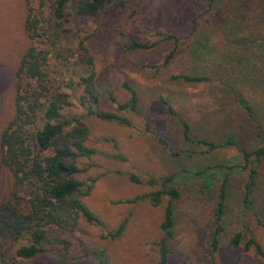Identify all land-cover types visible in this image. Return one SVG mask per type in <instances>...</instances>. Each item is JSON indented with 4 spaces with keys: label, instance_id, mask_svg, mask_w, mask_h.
Instances as JSON below:
<instances>
[{
    "label": "rangeland",
    "instance_id": "374dc122",
    "mask_svg": "<svg viewBox=\"0 0 264 264\" xmlns=\"http://www.w3.org/2000/svg\"><path fill=\"white\" fill-rule=\"evenodd\" d=\"M76 2L70 0L67 10H71ZM121 3L124 6H120ZM48 6H51L50 0L43 8L47 18L50 17ZM23 8L25 0H0V133L14 115V71L31 45L24 29ZM105 12L100 24L75 22L69 45L74 49L79 39L88 37L86 43L94 56L100 108L127 118L132 126L124 127L86 116L76 94L64 83L68 79L77 80L87 70L70 64L72 60L65 52V41L55 48L47 47L51 55L48 71L61 91L70 95L72 106L63 113L82 117L89 131L87 146L95 151L90 157L79 159V167L87 170L76 179L90 185L89 194L83 201L98 217L100 225L80 219L75 233L66 235L71 249L69 253H62L64 260H60L58 251L53 250L29 264H86L81 258V243L90 250H102L108 258L106 264H150L157 259L155 243L161 237L159 225L167 202L154 207L148 200L135 204L128 201L158 188V185L149 186L148 179H161L181 168L193 172L203 165L201 160L194 158L171 157L145 131L147 121L153 130L169 140L179 135L176 121L167 117L156 103L158 97L169 98L183 118L201 129V135L207 134L206 127L216 132L220 129L221 135L243 130L245 135L237 134V143L243 142L241 137H244L249 147L264 145L251 134L252 126L240 110L232 104L222 105L224 99L213 90L214 87L186 86L169 80L170 75L180 73L210 75L207 69L219 66V70L247 96L264 129V0H216L212 6L200 0H108ZM123 34L146 45L158 44L147 50L127 52ZM160 34H171L180 39L175 58L166 66L163 62L171 44L159 42ZM200 40L205 43V49L199 53L206 55L203 59L192 56V49H199ZM124 80L137 91V115L118 111L109 99L111 94L118 103L128 100V94L121 86ZM226 108L236 112L237 125L222 120L221 114ZM242 162L235 149L219 150L207 161V164L233 167L228 181L227 208L221 221L224 230L214 259L208 243L213 231L214 191L211 190L210 196L200 198L197 192L201 187L194 173L178 177L175 186L181 197L173 202L175 226L174 236L169 241L172 252L169 264H181L179 256L189 264H264V158L256 164L257 178L250 195L257 216L242 201L246 182V171L239 169ZM225 171L224 168L211 171L214 187ZM130 174L141 182L130 181ZM9 183V175L0 165V205L5 202ZM123 221L126 226L121 237L110 240L108 234ZM236 232L242 234L241 247L233 249L230 240ZM250 236L259 245L261 254L254 245L243 251Z\"/></svg>",
    "mask_w": 264,
    "mask_h": 264
},
{
    "label": "trees",
    "instance_id": "16d2710c",
    "mask_svg": "<svg viewBox=\"0 0 264 264\" xmlns=\"http://www.w3.org/2000/svg\"><path fill=\"white\" fill-rule=\"evenodd\" d=\"M50 1L49 18L45 17L43 11L48 5V0H25V8H23L24 29L31 45L21 56L14 71V115L0 133V165L10 177L5 202L0 205V264H29L30 261L38 260L48 251L53 250L58 251L60 260H64L62 253H69L71 249V243L66 235L75 233L80 219L91 225H100L98 217L83 201V198L89 194L90 185L76 179L78 174L87 170L86 167H79V159L90 157L95 151L87 146L89 131L82 117L63 113L72 106L70 95L61 91L57 80L48 71L51 55L47 47L55 48L65 41V52L69 53L67 57L72 60L70 64L87 70L86 74L78 76L77 80L68 79L64 83L65 87L76 94V100L84 109L86 116L124 127L132 126L127 118L100 108L94 56L86 43L88 37L79 39L74 49L69 45L73 36V24L87 21L102 23L108 0H77L76 5L69 11L67 6L70 0ZM200 1L212 6L216 0ZM120 6L124 4L121 3ZM122 36L127 41V52L147 50L158 44L154 42L146 45L130 36L124 34ZM159 36H161L159 42L171 44V49L163 62L166 66L175 58L180 39L171 34ZM198 44L200 47L192 49L194 54L192 56L203 59L206 55L199 53L205 49V43L200 40ZM219 68L217 66L207 69L210 75L172 74L169 80L186 86L204 84L214 87L213 90L222 97V100L227 101L225 103L223 100L222 105L232 104L240 110L243 118L252 126L251 134L264 144V129L257 120L247 96ZM121 86L127 92L128 100L118 103L109 94L110 101L118 111L139 114L137 91L127 80H124ZM156 103L167 117L176 121L179 135L176 139L169 140L153 130L147 121L145 131L151 135L155 143L163 146L171 157L194 158L201 160L203 165L196 167L193 172L181 168L161 179H148L146 183L149 186L158 185V188L128 201L130 204H135L148 200L154 207L167 202L159 225L161 237L155 243L158 256L150 264H169L172 256L169 241L174 236L175 226L173 202L181 197L175 184L178 177L193 173L201 187L197 192L200 198H206L212 193L211 190L214 191V208L211 213L213 231L208 241L214 259L224 230L221 221L227 208L228 181L233 167L221 163L207 164V161L222 149H235L240 154L243 162L239 169L246 171L242 201L246 208L257 216L250 195L257 178L256 164L264 158V145L257 148L249 147L244 137H241L243 142L237 143V134L245 135L243 130L236 134L227 131L221 135L218 133L220 129L216 132L206 127L204 131L207 134L201 135V129L193 127L188 119L183 118L174 109L169 98L158 97ZM213 114L215 115L214 112ZM221 115L222 120L229 124L231 122L233 125L238 124L235 111L226 108ZM223 168L226 171L218 185L214 187V183H211L214 182V178L210 173L215 169ZM129 179L135 183L141 182L132 174L129 175ZM125 226L126 223L123 221L114 232L108 234V238L115 240L121 237ZM241 239L240 232L233 235L230 240L233 249L241 247ZM252 245L261 254L259 245L251 236L243 245V251L246 252ZM80 249L84 263L95 264L99 261L98 264H106L108 258L102 250H90L82 243ZM177 258L181 264H189L184 258L180 256Z\"/></svg>",
    "mask_w": 264,
    "mask_h": 264
}]
</instances>
